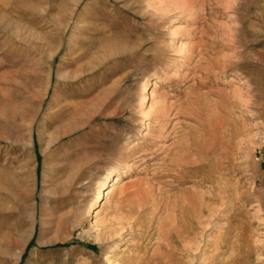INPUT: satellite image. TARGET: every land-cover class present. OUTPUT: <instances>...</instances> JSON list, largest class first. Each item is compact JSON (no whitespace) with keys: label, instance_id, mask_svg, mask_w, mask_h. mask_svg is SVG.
Returning <instances> with one entry per match:
<instances>
[{"label":"rangeland","instance_id":"374dc122","mask_svg":"<svg viewBox=\"0 0 264 264\" xmlns=\"http://www.w3.org/2000/svg\"><path fill=\"white\" fill-rule=\"evenodd\" d=\"M0 264H264V0H0Z\"/></svg>","mask_w":264,"mask_h":264},{"label":"bare ground","instance_id":"6f19581e","mask_svg":"<svg viewBox=\"0 0 264 264\" xmlns=\"http://www.w3.org/2000/svg\"><path fill=\"white\" fill-rule=\"evenodd\" d=\"M91 13H93V12H91ZM115 28V27H114ZM206 80V79H205ZM208 83V82H207ZM196 86H197V90H201V89H203V88H207V85H206V83H204L203 81H201V82H198V81H196ZM212 93L210 92V90H206L205 91V94H196V95H200V96H203V95H205V96H203L204 98H206L207 96H209V95H211ZM213 95V94H212ZM216 97H220V94H217V96ZM226 97V96H225ZM186 99L188 100V98L186 97ZM189 99H191V98H189ZM194 99V98H193ZM228 98H226V100H227ZM189 101V100H188ZM185 103V102H184ZM165 104V103H164ZM187 105H189V102H187ZM191 105V104H190ZM213 105H214V108H213V110L215 111V112H219V110H220V108H221V106L222 105H220L219 106V103H217L216 101H214V103H213ZM226 105H230V103H228L227 101H225V105L223 106V107H226ZM223 109V108H222ZM186 114H187V112H186ZM195 114V113H194ZM193 114V115H194ZM190 115H192V114H190ZM189 115V116H190ZM192 115V116H193ZM188 116V115H187ZM193 118H195L194 116H193ZM196 130H198V129H196ZM200 131V130H199ZM195 133H197V132H195ZM200 133H202V131L200 132ZM198 134V133H197ZM189 135H191V134H189ZM188 135V136H189ZM197 136V135H196ZM195 136V137H196ZM201 137V136H200ZM206 137V136H205ZM197 139H200L199 137L197 138ZM198 141V140H197ZM197 141H195V138L193 139V137H190L189 136V138L188 137H185V139H184V141H183V143H182V146H181V149H182V151L183 152H185L187 155H188V157H187V159H188V161H186L185 162V164L187 163V165H181V163H178V164H175L174 163V166L175 165H177V166H175V167H170V168H173V169H176V167H179L180 169H182V170H187L189 173H194V172H201V171H203V168H201V163L203 162V161H206V160H208V158H210V156L213 154H215L214 153V146H208V148H201V145L199 144V142H197ZM214 145V144H213ZM216 147V146H215ZM186 154H184V155H186ZM211 154V155H210ZM186 155V156H187ZM178 156V155H177ZM194 156H196L197 158H195ZM181 159V158H180ZM179 160V159H178ZM182 160V159H181ZM184 162V161H183ZM177 163V162H176ZM220 163V162H219ZM206 166H208V165H206ZM205 167V166H204ZM219 169L217 168L216 170H215V168L211 171V174L209 175V177L210 178H215V176L217 177L218 175H219V171H218ZM210 173V172H209ZM196 175V174H195ZM194 176V175H193ZM197 176V175H196ZM220 177V176H219ZM195 178V177H194ZM217 179V178H216ZM219 179V178H218ZM213 180V179H212ZM118 182H119V176H116V177H114L113 178V181H112V183L110 184V186L109 187H107L108 189H107V192L105 193V197H107L108 196V194L109 193H111L114 189H115V187H116V185L118 184ZM203 182L204 183H206L207 182V180H203ZM198 185H200L199 183H198ZM206 200V199H205ZM207 200H209L208 198H207ZM222 201V200H221ZM207 204V203H206ZM103 205H104V201L101 203V206H100V208H102L103 207ZM217 207V206H216ZM220 207V206H219ZM205 209H206V207H205ZM223 211V210H222ZM219 212V211H218ZM99 213V210H97L96 212H95V216L97 215ZM211 215V214H210ZM213 215V214H212ZM30 217V216H29ZM207 218V217H206ZM206 225V224H205ZM113 231H114V229H113ZM175 235V234H174ZM25 236L26 237H28V236H31V232L28 230V231H25ZM184 236V235H183ZM177 239V238H176ZM184 239V238H183ZM24 239H22V241H23ZM44 243V242H43ZM42 243V244H43ZM216 243V242H215ZM182 245V244H181ZM163 258V257H162Z\"/></svg>","mask_w":264,"mask_h":264}]
</instances>
